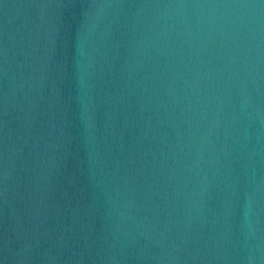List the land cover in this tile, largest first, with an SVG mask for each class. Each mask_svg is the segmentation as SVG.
<instances>
[{"label": "water", "instance_id": "1", "mask_svg": "<svg viewBox=\"0 0 264 264\" xmlns=\"http://www.w3.org/2000/svg\"><path fill=\"white\" fill-rule=\"evenodd\" d=\"M0 264H264V0H0Z\"/></svg>", "mask_w": 264, "mask_h": 264}]
</instances>
